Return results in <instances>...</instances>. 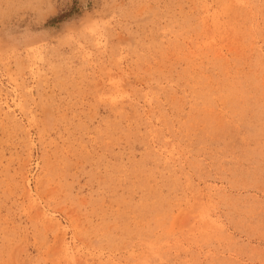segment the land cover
<instances>
[{
	"label": "rangeland",
	"instance_id": "374dc122",
	"mask_svg": "<svg viewBox=\"0 0 264 264\" xmlns=\"http://www.w3.org/2000/svg\"><path fill=\"white\" fill-rule=\"evenodd\" d=\"M14 2L0 264H264V0H87L62 47Z\"/></svg>",
	"mask_w": 264,
	"mask_h": 264
},
{
	"label": "snow or ice",
	"instance_id": "6c2138e0",
	"mask_svg": "<svg viewBox=\"0 0 264 264\" xmlns=\"http://www.w3.org/2000/svg\"><path fill=\"white\" fill-rule=\"evenodd\" d=\"M103 7L119 9L122 6L113 0H106ZM77 8L84 15H80ZM13 11L17 14H30V23L36 31H26L24 35L27 38L34 35L58 36L60 43L57 47H62L68 37L82 32L93 18L92 14L87 13V0H80L79 4L77 0H15L7 6L3 15L7 17Z\"/></svg>",
	"mask_w": 264,
	"mask_h": 264
},
{
	"label": "bare ground",
	"instance_id": "6f19581e",
	"mask_svg": "<svg viewBox=\"0 0 264 264\" xmlns=\"http://www.w3.org/2000/svg\"><path fill=\"white\" fill-rule=\"evenodd\" d=\"M236 5H238V4H236ZM231 7V6H230ZM233 7V6H232ZM231 7V8H232ZM228 10H229V8H228ZM238 15V14H237ZM233 17H231L230 19L233 21L234 19H236V18H234V19H232ZM239 20V19H238ZM226 23H228V21L226 22ZM239 23V22H238ZM225 25V24H224ZM230 25H233V23L232 24H230ZM227 26H229V24H227ZM239 26H241V24L239 25ZM232 30H234V32L236 33V32H238V31H240L241 30V28L240 27H237L236 25L235 26H233V28H232ZM250 32V31H249ZM245 33H246V31H245ZM247 35V34H246ZM248 35H250L249 33H248ZM245 38H247V37H245ZM237 40V39H236ZM237 43H239L238 41H237ZM223 83V82H222ZM230 83V82H229ZM228 86V85H227ZM233 87V86H232ZM235 88V87H234ZM220 89V88H219ZM230 90V89H229ZM229 90H227V91H229ZM230 92V91H229ZM224 95V94H223ZM222 95V96H223ZM234 96V95H233ZM229 97V96H228ZM235 97V96H234ZM234 97H233V99H234ZM154 140V139H153ZM182 176V175H181ZM182 182V181H181ZM201 196V195H200ZM191 198V197H190ZM196 198V197H195ZM202 199V198H201ZM200 199V200H201ZM197 205V204H196ZM174 207V206H173ZM206 212V211H205ZM205 215V214H204ZM145 240V239H144ZM148 244V243H147Z\"/></svg>",
	"mask_w": 264,
	"mask_h": 264
}]
</instances>
